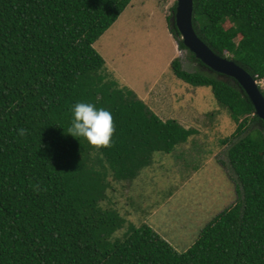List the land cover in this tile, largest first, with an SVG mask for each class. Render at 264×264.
Instances as JSON below:
<instances>
[{
  "label": "trees",
  "instance_id": "trees-1",
  "mask_svg": "<svg viewBox=\"0 0 264 264\" xmlns=\"http://www.w3.org/2000/svg\"><path fill=\"white\" fill-rule=\"evenodd\" d=\"M130 1L0 0V264H264V124L239 86L184 71L177 59L173 75L210 87L237 125L221 161L236 201L184 252L146 224L131 221L115 236L126 221L100 206L112 181H135L156 153L193 133L159 119L94 48ZM193 29L264 79V0H193ZM77 102L112 114L113 147L96 150L68 134ZM21 128L29 135L19 137Z\"/></svg>",
  "mask_w": 264,
  "mask_h": 264
},
{
  "label": "rangeland",
  "instance_id": "rangeland-1",
  "mask_svg": "<svg viewBox=\"0 0 264 264\" xmlns=\"http://www.w3.org/2000/svg\"><path fill=\"white\" fill-rule=\"evenodd\" d=\"M133 3L128 4L94 48L104 58L108 73L119 75L138 97L146 98V105L159 119L171 120L193 133L170 153H156L152 164L135 181H112L100 206L115 210L125 219V227L116 237H122L133 221L136 226L148 225L177 252H184L201 228L236 201L234 185L221 161L226 162L225 152L232 141L229 137L235 134L237 125L227 109L217 103L210 87L195 88L173 75L169 65L174 59L184 71L212 73L192 61L188 50L178 45L180 37L170 24L176 0ZM159 13L169 33L160 30L162 22L153 27ZM216 77L238 86L231 78L218 74ZM257 84L264 95V79ZM258 127L257 123H248L250 130ZM131 200L148 206L144 211H134Z\"/></svg>",
  "mask_w": 264,
  "mask_h": 264
},
{
  "label": "water",
  "instance_id": "water-1",
  "mask_svg": "<svg viewBox=\"0 0 264 264\" xmlns=\"http://www.w3.org/2000/svg\"><path fill=\"white\" fill-rule=\"evenodd\" d=\"M174 19L183 46L206 68L234 80L249 100L253 115L264 124V95L255 76L237 62L214 52L197 36L193 29V0H176Z\"/></svg>",
  "mask_w": 264,
  "mask_h": 264
},
{
  "label": "clouds",
  "instance_id": "clouds-1",
  "mask_svg": "<svg viewBox=\"0 0 264 264\" xmlns=\"http://www.w3.org/2000/svg\"><path fill=\"white\" fill-rule=\"evenodd\" d=\"M130 3L131 5L134 4L133 0H131ZM175 6H176V3H175ZM175 6L173 7L174 12H173L171 22H170L171 29H174V28L177 29L176 24H175V19H174ZM158 16L160 18H158L157 21L161 19L164 20V17L161 13H159ZM153 20L155 21V19ZM157 21H155V23ZM153 27H155V25ZM167 32H168V29H167ZM176 34L180 37L178 39L179 40L178 45H179L180 43H182L181 42L182 37L180 33L178 32V30ZM224 57H227V56H224ZM201 66H204V65L201 63ZM211 72L214 73L213 71ZM72 112H73V119L71 122V126L67 129V132L69 135L75 138L82 137L86 139L88 143L96 150L107 149V148L113 147V137L116 132V126H115V122L112 117V114L108 110H105L104 108L97 109L96 106L92 103L77 102L73 106ZM16 131L19 137H26L27 135H29L28 130L24 128L18 129Z\"/></svg>",
  "mask_w": 264,
  "mask_h": 264
},
{
  "label": "crops",
  "instance_id": "crops-1",
  "mask_svg": "<svg viewBox=\"0 0 264 264\" xmlns=\"http://www.w3.org/2000/svg\"><path fill=\"white\" fill-rule=\"evenodd\" d=\"M160 22H162V24H163V27H162L160 30H163V31L166 33V32H167V29H166V25L164 24V20H163V19L157 21L155 27H157V26L159 25ZM160 30L157 31L158 34H159V31H160ZM167 33H168V32H167ZM198 97H199V96H198ZM198 97H197V98H198Z\"/></svg>",
  "mask_w": 264,
  "mask_h": 264
}]
</instances>
